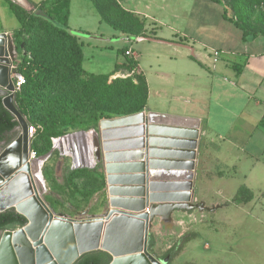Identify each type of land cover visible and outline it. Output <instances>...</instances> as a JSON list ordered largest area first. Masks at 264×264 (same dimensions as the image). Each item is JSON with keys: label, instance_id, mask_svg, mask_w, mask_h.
<instances>
[{"label": "water", "instance_id": "water-1", "mask_svg": "<svg viewBox=\"0 0 264 264\" xmlns=\"http://www.w3.org/2000/svg\"><path fill=\"white\" fill-rule=\"evenodd\" d=\"M13 1L25 7L24 0ZM16 55L13 37L1 32L0 96L20 133L0 150V212L14 209L28 223L0 232V264H74L96 250L108 252L110 264H167L169 257L161 260L148 250L150 222L192 201L199 121L143 111L102 119L92 143L105 169L111 208L83 219L57 214L42 198L43 190L29 184L41 170L36 162L46 158L30 159L29 123L15 103ZM132 142L134 150L128 147ZM130 155L139 161L127 163ZM131 166L137 175L127 174Z\"/></svg>", "mask_w": 264, "mask_h": 264}, {"label": "crops", "instance_id": "crops-1", "mask_svg": "<svg viewBox=\"0 0 264 264\" xmlns=\"http://www.w3.org/2000/svg\"><path fill=\"white\" fill-rule=\"evenodd\" d=\"M122 1L129 5V10L148 19L146 29L156 36L136 39L162 45L161 52L148 48V55L157 61H166L167 65L162 68L158 63L156 75L151 77L140 61L141 54L130 44L132 38L121 33L115 41L111 36L101 39L106 43L123 42L120 48L132 49L137 65L132 70L127 69L126 56L119 54L121 63L116 65L119 70H115L118 71L115 75L131 71L145 76L148 101L143 112L146 114L163 113L199 121L193 180L195 197H200L204 191L213 193L212 204L217 209L219 200L226 198L224 184L229 183L225 177L233 181L242 177L244 183L235 187L233 198L241 186H246L253 192V198L242 204L256 209L261 197L264 200V33L244 40L242 28L229 19L230 12L228 18L225 17L223 0L220 3L214 0ZM23 2L30 4L29 0ZM3 6L8 8L11 19H17L6 0H0V11ZM25 8L28 9L26 5ZM157 23L167 25L170 34L161 35ZM6 25L1 21L0 33L13 37L20 23L13 28L9 25L5 28ZM215 51L219 52L217 61ZM191 60L195 65L188 63ZM153 65L150 64L151 70ZM94 136L82 130L71 135L72 141H67L70 144L64 141L68 137L59 144L66 151L71 148L82 153L84 141L90 139L89 143L93 144ZM134 143H128L129 149L134 150L137 145ZM136 158L130 155L126 162L135 164L139 161ZM127 172L129 175L139 173L134 166ZM103 175L106 180L104 172Z\"/></svg>", "mask_w": 264, "mask_h": 264}, {"label": "rangeland", "instance_id": "rangeland-1", "mask_svg": "<svg viewBox=\"0 0 264 264\" xmlns=\"http://www.w3.org/2000/svg\"><path fill=\"white\" fill-rule=\"evenodd\" d=\"M223 2L226 3L231 16L236 17L235 11L239 9L240 14L251 18L252 27H264V2L255 3L252 7L247 8L240 7L237 0H223ZM70 3L69 26L71 32L76 34L83 43L84 69L97 74H109L110 71L119 70L116 65L121 61L117 50L122 47L123 42L106 43L101 38L111 36L115 41L118 35L120 37L122 32L113 26L114 23L131 31H136V26L126 23L119 16L111 15L110 13L113 12L110 11V7H119L140 19H145L146 26L150 23L148 19L129 10L127 8L129 5L122 0H70ZM233 3L236 4V9L232 6ZM25 5L29 10L33 8L30 4L26 3ZM2 8L0 23L2 21L12 28L18 26V20L10 18L8 8L4 6ZM47 8L52 9L50 6ZM7 25L5 28H8ZM157 26L161 35L170 34L171 30L166 28L167 25L157 23ZM152 43L147 40L138 41L136 38H132L130 42L135 51L141 54L140 61L143 63L144 69H148L151 77L156 75L158 63L162 68H166L165 65H167L166 61H157L153 56L148 55V48L150 51L152 49L161 52L163 47L160 44ZM15 48L17 55L14 65L17 66L21 52L17 50L16 44ZM188 63L193 64L194 62L191 60ZM150 64H154L152 70ZM116 72L118 71L112 72L114 74L109 77L108 81L117 76L124 77L135 74L131 71L129 73L124 71L122 75H115ZM79 80L85 82V75H79ZM72 98L73 101L78 99L75 104L71 102ZM123 104L124 102L117 97L116 102L105 107L104 110L106 113L112 114L111 118L122 117L115 116L113 112L115 108ZM38 110L39 108L34 109L35 114L42 118L47 116L55 118L54 111L56 113L60 111L57 114L75 120V124L66 134L68 138L64 139L66 143L72 141V134L85 130V126L89 127L88 131L95 134V131L99 130L102 119H111H98L97 116L101 111L98 100L96 97H87L85 84L77 86L75 92L70 94L57 92L50 95L45 109ZM19 133L20 130H14L9 134L5 142L0 143L1 150ZM66 135L60 137L61 141ZM86 135L90 137V134L86 133ZM85 141L82 153L80 151L81 154L72 149L78 163H74L73 155L67 154L66 150L57 144L58 142L57 146L53 148L52 145L50 152L44 155H39V152L44 153L46 149L43 139L37 137L32 143V148L36 147L34 150L37 153V158H46L42 165L40 160L36 162L37 168L41 167V170H37V172H41L43 179L42 198L55 213L66 214L76 219L100 216L111 208L107 181L103 175V172L105 173L104 166L94 156L95 152L93 144L89 143L90 139ZM69 149L67 148V152H70ZM79 169L84 170L83 175L77 174L73 177L72 172ZM242 169H244V165ZM241 171L239 170V172ZM225 178L229 183L224 184L226 198L223 197L219 200L217 209H215L216 205L212 204L213 193L204 191L197 198L193 191L191 202L175 207L169 214L155 215L150 222L148 250L158 259L163 260L169 257L167 264H264V200L261 197L256 209H252L250 204L236 203L232 193L234 194L235 187L243 184L244 181L242 177H238L234 181L231 178ZM17 228L20 227L13 229ZM169 251L170 254H168Z\"/></svg>", "mask_w": 264, "mask_h": 264}, {"label": "trees", "instance_id": "trees-1", "mask_svg": "<svg viewBox=\"0 0 264 264\" xmlns=\"http://www.w3.org/2000/svg\"><path fill=\"white\" fill-rule=\"evenodd\" d=\"M17 17L20 26L13 31V39L21 56L17 63L18 71L25 76L26 82L15 93V103L21 114L27 119L29 125L37 127L32 143L37 137L43 139L46 146L44 155L50 152L53 139L69 133L75 124L73 118H66L55 112V118L36 116L34 109H45L49 97L57 92L72 93L77 86L85 84L87 97H96L101 109L98 119L111 118L112 114L106 113L104 108L113 105L117 97L124 104L115 108V116H125L143 111L148 101V85L146 78L141 73L129 76H117L111 81L109 77L114 73H93L84 69L83 43L73 34L69 26L70 0H43L35 3L29 0L33 11L21 6L13 0H6ZM109 1V0H107ZM220 3L221 0H214ZM235 1V0H234ZM240 7H252L255 3L264 0H237ZM52 7L49 10L47 7ZM235 9L236 4L232 5ZM111 15L119 16L126 23L135 27L136 31L126 30L114 23V27L131 38L154 37L152 31L146 29L145 19L125 12L119 7H110ZM38 12H43L39 14ZM236 17H229L242 28L243 39L248 40L253 36L264 33V27L251 26V18L236 11ZM226 6L224 15L228 18ZM127 48L118 49L119 54L126 56V68L134 69L137 60L126 55ZM79 75H85V82L79 80ZM75 104L78 99L73 101ZM58 109V108H57ZM18 121L4 107L0 96V139L6 134H11L17 127ZM89 127L85 126L87 131ZM13 138L8 142L10 143ZM36 149L34 146L33 149ZM83 169L73 171V177L82 174ZM85 172H87L85 170ZM83 175V174H82ZM253 192L246 186H241L234 198L238 204L252 200ZM28 219L14 209L0 212V232L14 227H22ZM171 252L169 251L168 254ZM111 255L103 250H96L83 254L74 264H110Z\"/></svg>", "mask_w": 264, "mask_h": 264}, {"label": "built area", "instance_id": "built-area-1", "mask_svg": "<svg viewBox=\"0 0 264 264\" xmlns=\"http://www.w3.org/2000/svg\"><path fill=\"white\" fill-rule=\"evenodd\" d=\"M126 55L129 56V57H132L134 58V53H133V50L132 49H127L126 50ZM219 56V52L218 51H215L214 52V60L217 61V58ZM13 81H14V85H15V91L17 92L18 90L21 89V87L25 84L26 82V79H25V76L20 73L19 71H17L14 75H13ZM37 131V127L36 126H33V125H29V135L32 137V140H33V137L35 135ZM67 136H65L64 138H67ZM63 138V139H64ZM58 142V143H57ZM61 142V138L58 137V138H54L53 139V146H57V144H59ZM70 152H67L66 153H70L73 155V152H72V149L70 148L69 149ZM37 158V153L36 151L32 148L31 151H30V159H36ZM73 158H74V163H77V161L75 160V156L73 155Z\"/></svg>", "mask_w": 264, "mask_h": 264}, {"label": "bare ground", "instance_id": "bare-ground-1", "mask_svg": "<svg viewBox=\"0 0 264 264\" xmlns=\"http://www.w3.org/2000/svg\"><path fill=\"white\" fill-rule=\"evenodd\" d=\"M65 143H66V140H65ZM40 162H42V161L40 160ZM41 165H42V163H41ZM34 174H35L34 175V178H33V180L29 181V184L31 185V187L33 189L36 188V189H39L40 190V189H42V180H43L42 179V174L39 171L38 172L36 171Z\"/></svg>", "mask_w": 264, "mask_h": 264}, {"label": "flooded vegetation", "instance_id": "flooded-vegetation-1", "mask_svg": "<svg viewBox=\"0 0 264 264\" xmlns=\"http://www.w3.org/2000/svg\"><path fill=\"white\" fill-rule=\"evenodd\" d=\"M7 136H8V134L5 135L4 139H0V143H4L5 140H6V137H7ZM1 147H2V146H0V150H1Z\"/></svg>", "mask_w": 264, "mask_h": 264}]
</instances>
